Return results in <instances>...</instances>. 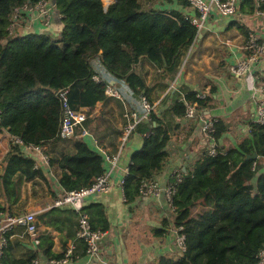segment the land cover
I'll return each mask as SVG.
<instances>
[{"label": "trees", "instance_id": "trees-1", "mask_svg": "<svg viewBox=\"0 0 264 264\" xmlns=\"http://www.w3.org/2000/svg\"><path fill=\"white\" fill-rule=\"evenodd\" d=\"M37 1L0 0V131H8L27 145L46 146L49 165L55 163L60 170L57 181L62 192L79 190L90 187L103 174L104 159L84 138H75L73 152L54 159L50 156L47 146L64 140L59 137L62 114L55 91L68 88L71 107L86 108L83 125L89 130L96 104L109 99L102 72L151 103V87L141 70L143 62L157 71L158 80L173 79L182 55L198 36L191 22L197 12L184 11L191 8L189 0H109L113 3L106 10L102 0H55L58 15L54 16L60 20V31L54 35L40 32L11 36L14 8ZM173 1L176 7H159ZM242 7L254 11L255 1L245 0ZM256 9L264 13V0ZM95 59L103 70L100 73L93 67ZM94 75L102 81H96ZM197 94L182 89L161 114L151 112L150 119L140 121L132 131L143 135V144L132 152L122 180L127 204L142 197V183L157 180L169 160L165 127L181 128L177 118L184 117L187 103H196L198 113L205 115L209 98H198ZM226 129L225 122L217 119L212 138L218 141ZM249 132L250 137L226 151L216 145L214 154H210L208 147L202 148L185 170L176 169L178 176H169L168 184L175 186L173 227H181L178 233L184 235L185 248L176 258L161 255L155 264L257 263L259 251L264 248V184L256 186L254 180L263 169L259 158L264 157V123H251ZM10 146L0 172L5 197V203L0 202V214L13 216L17 214H11L9 207L18 200L23 180L45 176L41 167H35L33 154L24 153L11 141ZM234 152L244 158L236 170H231L230 153ZM253 153L258 157L247 158ZM52 192L56 199L59 194ZM196 206L202 207L197 217L192 214ZM82 211L88 215L92 229L107 231L109 222L103 204L85 202ZM167 225L165 221L155 234L162 236ZM36 226L37 249L22 257L9 253L11 232L5 233L0 264H34L39 258L58 261L64 257L67 239L75 246L71 259L86 257V245L76 237L78 213L72 208L45 209L37 214ZM42 226L46 228L42 230ZM49 229L63 233L60 253L53 250Z\"/></svg>", "mask_w": 264, "mask_h": 264}, {"label": "crops", "instance_id": "crops-1", "mask_svg": "<svg viewBox=\"0 0 264 264\" xmlns=\"http://www.w3.org/2000/svg\"><path fill=\"white\" fill-rule=\"evenodd\" d=\"M102 1L105 10L113 3L109 0ZM244 1L235 0L237 9L232 16H222L216 9H212L205 27L201 30V35L197 36L182 55L179 69L170 81L158 80L157 71L148 62L144 61L141 66L145 82L151 87L148 96L156 114H161L171 105L177 92L181 93L184 88L203 92L208 96L210 106L204 111L207 116L202 115V117H214L225 122L227 129L216 141L217 146L223 151L237 146L244 138L250 137V124L257 122L259 99L262 96L259 85L264 74V55L251 63L248 72L242 75L233 72V66L248 54L245 48V30H253L264 38V13L258 12L255 0L254 11H250L249 7H242ZM176 6L175 1L159 4L163 9ZM192 10V7L184 9L186 12ZM15 27L16 30L11 36L40 32L54 35L60 31L61 23L59 18L54 16L51 24L45 26L40 23L35 13H23ZM5 42L6 40H3V43ZM93 67L99 73L103 71L97 59L93 61ZM102 74L106 82L117 88L121 97H109L104 104L101 102L96 104L92 122L89 124V135L83 138L97 150L105 148L108 153H115L118 149L119 133L126 122L123 113L126 110L142 113L144 108L142 97L133 94L120 83L117 84L107 74L103 72ZM164 82H167V87L164 86ZM81 109L86 110V108ZM177 121L181 125L179 130L167 126L163 133L168 139L166 149L169 160L156 177L161 189L158 195L137 198L130 205L125 202L120 182L127 171L132 152L141 148L143 144V135L134 131L121 148L118 165L111 174L110 190L86 199V203L103 204L108 218L109 227L100 241L101 257L90 263L87 261V255L67 262L39 258L36 259L35 264H155V260L161 255L173 258L181 255L182 250L176 243L172 210L162 188L168 184L169 176L174 170L181 167L185 170L202 148L209 149L210 143L200 131V118L187 120L183 117L177 118ZM10 138L8 131H0V172L3 160L11 147ZM75 138L77 137L47 146L50 156L54 159L73 152ZM230 158V168L236 170L244 156L234 152L230 153ZM40 167L45 178L23 180L18 200L9 207L11 214H23L32 210L39 213L54 201L52 191L57 195L62 193L57 181L60 173L57 165L54 163ZM254 184L256 186L264 184V166L257 174ZM0 202L5 203L1 187ZM201 211L202 207L196 206L192 214L197 217ZM7 214L9 213L5 212L0 218V228L5 224L4 216ZM165 221H168L166 232L158 236L155 230L162 228ZM45 228L42 226L41 229ZM10 232L9 253L13 257H22L37 249L23 226L15 225ZM51 234L54 240L53 250L55 253H60L63 233L51 230ZM66 242L70 244V239Z\"/></svg>", "mask_w": 264, "mask_h": 264}, {"label": "built area", "instance_id": "built-area-1", "mask_svg": "<svg viewBox=\"0 0 264 264\" xmlns=\"http://www.w3.org/2000/svg\"><path fill=\"white\" fill-rule=\"evenodd\" d=\"M256 5H259L261 0H255ZM191 7L197 12L195 16L192 17L191 22L195 25L197 32L200 33L205 27V22L210 16L212 9L222 16H232L237 9L235 0H189ZM52 7L54 5L51 0H40L34 4L25 3L22 6L16 7L13 10L11 23L9 25V34L12 33V28L15 26L16 22L20 20L23 13H32V10L39 12L40 23L42 25L48 26L51 17H53ZM262 13L261 11H258ZM263 14V13H262ZM245 48L248 50V54L233 66V72L237 75H242L248 72L251 63L257 61L261 56L264 55V38L257 35L253 30H247ZM93 78L96 81H102L98 75H94ZM259 90L262 93L259 99L258 107V119L257 122L264 123V74L260 80ZM68 88L58 89L55 91V95L60 101L61 105V122L59 127V137L62 139L70 138H83L89 135V130L83 125L86 120V110L84 109H74L69 103ZM105 95L108 97L120 98V92L116 87L106 82L105 85ZM206 96L203 92H198V98H204ZM142 104L144 111L138 113L134 110H126L123 113V117L126 119V124L122 128V133L119 137L118 149L115 153H108L107 149L99 148L100 154L103 156L104 164H106L105 171L102 175L96 178L93 185L86 188H81L79 190L62 192L58 195L52 204L48 205L45 209L52 206H66L72 208L78 213V230L76 237L80 238L86 245V255L88 263L95 259L101 257L100 241L104 236L105 232L100 230H94L89 222V217L86 213L82 211V207L86 202V199L93 195L104 194L110 190L112 185L111 174L116 169L118 161L120 158L121 148L125 145L127 139L131 135L132 131L135 129L136 125L140 121L149 120L151 112H155L153 104L149 103L145 97H142ZM196 103H187L185 108L184 117L187 120H194L200 118V131L209 140V153L214 154V148L217 145L216 141L212 138V133L215 131V122L217 118L214 117H202L198 113ZM10 141L12 144L20 146V149L24 153H31L35 156V167L48 166L49 156L46 153V146L39 145H27L17 137H11ZM173 173L179 175L178 170H174ZM123 180V179H122ZM122 184V181L120 182ZM162 191L166 197V201L172 209V196L175 192V186L172 184H167ZM161 192V189L155 179H148L142 183L141 195L145 196H156ZM44 209V210H45ZM43 211V210H42ZM38 212L35 210L25 212L23 214L17 215H7L5 217V224L1 226L0 231V257L3 248L6 244L5 233L9 232L15 225L24 226L26 233L31 237L33 245L36 247L39 244L38 230L36 226ZM3 214H0V218ZM181 227L174 229L176 234V243L179 248L183 251L184 246V235L178 233ZM75 246L70 243L65 251L64 257L59 262H67L72 260L71 255ZM258 261L256 264H264V248L259 251ZM36 260L34 261V264Z\"/></svg>", "mask_w": 264, "mask_h": 264}, {"label": "water", "instance_id": "water-1", "mask_svg": "<svg viewBox=\"0 0 264 264\" xmlns=\"http://www.w3.org/2000/svg\"><path fill=\"white\" fill-rule=\"evenodd\" d=\"M115 1H113V2H115ZM51 3L54 5V10H55L54 11V14L55 15H58V11L55 8V0H51ZM201 33H202V31L200 33H198V36H200ZM257 157H258L257 153H253L252 155H247V158H253V159H255ZM259 159H260L261 164L264 166V157H260Z\"/></svg>", "mask_w": 264, "mask_h": 264}, {"label": "rangeland", "instance_id": "rangeland-1", "mask_svg": "<svg viewBox=\"0 0 264 264\" xmlns=\"http://www.w3.org/2000/svg\"><path fill=\"white\" fill-rule=\"evenodd\" d=\"M52 10H53V17H54V7H52ZM32 13H35V15L38 17V19L40 20V17H39V12L38 11H35L34 9L32 10ZM53 17H51V19H50V23L48 24V25H50L51 24V22H52V19H53ZM43 24V23H42ZM12 30V33H11V35H13V32L16 30V27L14 28H12L11 29Z\"/></svg>", "mask_w": 264, "mask_h": 264}]
</instances>
